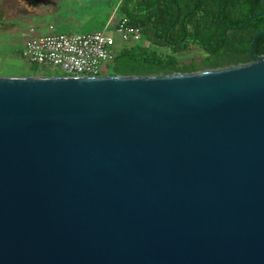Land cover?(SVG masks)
Here are the masks:
<instances>
[{"label": "water", "instance_id": "95a60500", "mask_svg": "<svg viewBox=\"0 0 264 264\" xmlns=\"http://www.w3.org/2000/svg\"><path fill=\"white\" fill-rule=\"evenodd\" d=\"M256 38L214 70L0 78V264H264Z\"/></svg>", "mask_w": 264, "mask_h": 264}, {"label": "trees", "instance_id": "16d2710c", "mask_svg": "<svg viewBox=\"0 0 264 264\" xmlns=\"http://www.w3.org/2000/svg\"><path fill=\"white\" fill-rule=\"evenodd\" d=\"M118 10L140 28L142 40L120 47L111 62L114 75L192 73L245 64L256 36L254 57L264 56V0H121ZM192 50L202 52L200 60L181 65L175 58Z\"/></svg>", "mask_w": 264, "mask_h": 264}, {"label": "rangeland", "instance_id": "374dc122", "mask_svg": "<svg viewBox=\"0 0 264 264\" xmlns=\"http://www.w3.org/2000/svg\"><path fill=\"white\" fill-rule=\"evenodd\" d=\"M119 1L0 0V78L68 77L59 68H44L23 60L21 52L24 42L46 33L37 34L33 31L32 28L37 25L34 12H49L48 21L57 27L56 33L80 34L104 28L111 18L119 16ZM113 36L118 47H122L119 36ZM201 57L200 50L175 55L181 65L193 59L200 60ZM113 75L112 64H105L100 76Z\"/></svg>", "mask_w": 264, "mask_h": 264}, {"label": "built area", "instance_id": "2783aa9c", "mask_svg": "<svg viewBox=\"0 0 264 264\" xmlns=\"http://www.w3.org/2000/svg\"><path fill=\"white\" fill-rule=\"evenodd\" d=\"M121 44H138L142 40L140 28L120 17L112 28L80 34L56 33L53 26L45 34L27 39L21 56L31 65L63 70L72 77H99L102 67L113 62L119 51L113 35Z\"/></svg>", "mask_w": 264, "mask_h": 264}, {"label": "crops", "instance_id": "0c3cea01", "mask_svg": "<svg viewBox=\"0 0 264 264\" xmlns=\"http://www.w3.org/2000/svg\"><path fill=\"white\" fill-rule=\"evenodd\" d=\"M120 1H119V4H120ZM49 10L51 11L52 9L50 8ZM48 14H49V12H47V11H43V12L36 11V12H34L33 17L36 18L37 25L34 26L32 29L34 32H37V34H40L44 31L47 33L49 31L50 26H53L54 29L57 30V27L53 23H50L48 21ZM120 17L121 16L119 15L115 18H111L109 23L104 28H112L117 23V21L119 20ZM104 28H100V29H96V30H102ZM96 30H94V31H96Z\"/></svg>", "mask_w": 264, "mask_h": 264}]
</instances>
